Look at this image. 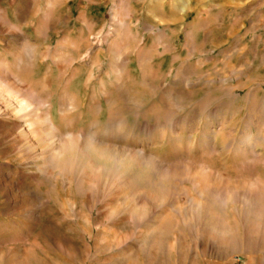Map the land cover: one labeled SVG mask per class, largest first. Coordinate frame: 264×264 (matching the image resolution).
I'll return each mask as SVG.
<instances>
[{"label":"rangeland","instance_id":"rangeland-1","mask_svg":"<svg viewBox=\"0 0 264 264\" xmlns=\"http://www.w3.org/2000/svg\"><path fill=\"white\" fill-rule=\"evenodd\" d=\"M47 1L0 0V264H264V0ZM38 114L139 191L42 169Z\"/></svg>","mask_w":264,"mask_h":264},{"label":"bare ground","instance_id":"bare-ground-1","mask_svg":"<svg viewBox=\"0 0 264 264\" xmlns=\"http://www.w3.org/2000/svg\"><path fill=\"white\" fill-rule=\"evenodd\" d=\"M54 5L55 4L53 0L47 1L46 2V8H47L46 13L52 11ZM116 7L117 8L115 11V16L117 19H119L122 6L121 4H118ZM17 87H15V90L18 89L16 91L17 94L23 95L24 93H27V92H24L20 87L18 88ZM29 93H27L28 94L27 96L29 97L27 96L26 97L24 96V97L26 98L25 99L26 101L31 102V97L33 96L32 94H29ZM39 103L42 105L41 102ZM28 125H29L28 131L30 132V134L37 140V143L39 145L44 146V149L39 153V155H44V162H46L47 165L46 167H43L42 169L55 168L56 170L57 169L60 170V172L63 174L71 173L79 184V190L84 195L89 196V194L93 193V191L96 189L100 191L101 187L105 188L104 191L106 194H109L112 191L113 192L116 191L117 194L121 193L122 191L123 193H125V191L129 190L126 194L130 196L131 194L139 191V189H137L136 187L134 188L135 184L128 181V179H126L127 175L129 176V174H132L134 172L137 173L139 162L136 160H133V158L132 160H129L127 162L126 158H122L121 156L118 155V153L116 154L115 152L111 150V148L107 147L106 145L100 144L96 140V138L93 136L88 137L89 139L87 140L88 143L86 145L84 144V146L81 145V142H80L81 136L73 132L68 135L67 139H63L59 133L60 130H58L51 116L38 114L29 119ZM49 139L56 140L55 141L56 143H54L53 147H50L49 146L50 144L48 145ZM82 139H83V136H82ZM31 147L32 146H30L29 149H31ZM167 174H166V178L168 177ZM196 175L197 174H195V176ZM99 176H101V180H98ZM163 177H165V175ZM95 187L96 189H94ZM122 187L124 190H122ZM209 187L205 183L198 180L197 188L200 194L206 197L204 198L206 199L205 201L197 200V202L195 203L197 207V216L199 215L198 217H200L202 214L205 215L204 214L205 210L207 209V206L209 205L207 199H208V196L212 195L211 189ZM146 193L148 194V196H150L149 192H146ZM223 194L224 193H222V196ZM151 196L148 197V199L149 198L151 199ZM125 197L127 196L125 195ZM226 197H227V194H226ZM213 200L215 199H212V201ZM218 200H220V198H218Z\"/></svg>","mask_w":264,"mask_h":264}]
</instances>
